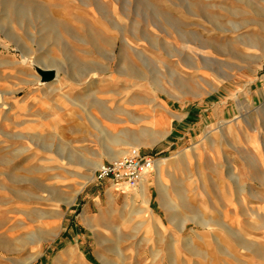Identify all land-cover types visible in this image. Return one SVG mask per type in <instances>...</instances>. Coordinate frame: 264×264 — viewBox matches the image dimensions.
I'll use <instances>...</instances> for the list:
<instances>
[{
	"label": "rangeland",
	"instance_id": "1",
	"mask_svg": "<svg viewBox=\"0 0 264 264\" xmlns=\"http://www.w3.org/2000/svg\"><path fill=\"white\" fill-rule=\"evenodd\" d=\"M0 91V264H264V0H0Z\"/></svg>",
	"mask_w": 264,
	"mask_h": 264
},
{
	"label": "built area",
	"instance_id": "2",
	"mask_svg": "<svg viewBox=\"0 0 264 264\" xmlns=\"http://www.w3.org/2000/svg\"><path fill=\"white\" fill-rule=\"evenodd\" d=\"M154 163L155 160L151 155H144L139 149L132 148L127 155L110 163H102L94 173L95 180H111L127 188H135Z\"/></svg>",
	"mask_w": 264,
	"mask_h": 264
},
{
	"label": "bare ground",
	"instance_id": "3",
	"mask_svg": "<svg viewBox=\"0 0 264 264\" xmlns=\"http://www.w3.org/2000/svg\"><path fill=\"white\" fill-rule=\"evenodd\" d=\"M118 25V27H119V23L117 24ZM40 69H42V68H40ZM42 70H47V69H42ZM85 75V74H84ZM58 75H57V72H55L54 73V78L53 79H56V77H57ZM41 78V77H40ZM43 79V78H42ZM46 79V81H49V80H47V78H45ZM53 79H50V80H53ZM59 80V79H58ZM79 81H81V79H78ZM90 83L92 82L91 80L89 81ZM90 83H87V84H89L90 85ZM92 84V83H91ZM3 93L4 92H1L0 91V105H3V104H5L6 103V98H4L2 95H3ZM2 94V95H1ZM132 148H137V149H139V145L138 144H134V146H132ZM125 153V150L124 151H121L120 152V154L118 155V156H116L115 158H118L119 159V156H122L123 154ZM124 156V155H123ZM121 158V157H120ZM161 163H162V160H159L158 162H157V164H156V166L158 167H160L161 166ZM163 164V163H162ZM97 166H100V163H97ZM147 175H145V177H146ZM94 177V175L93 176H91V177H87V179H89V178H93ZM144 177V180L142 181V186H141V191H142V194H146V190H147V186H148V176H147V178H145ZM84 184V183H83ZM114 190H116V189H112L111 191H114ZM134 191V190H133ZM130 193V192H129ZM128 196V195H127ZM114 197V196H113ZM219 220V219H218ZM83 263V262H82Z\"/></svg>",
	"mask_w": 264,
	"mask_h": 264
},
{
	"label": "water",
	"instance_id": "4",
	"mask_svg": "<svg viewBox=\"0 0 264 264\" xmlns=\"http://www.w3.org/2000/svg\"><path fill=\"white\" fill-rule=\"evenodd\" d=\"M39 72L42 75V78H43L42 81L46 82L45 78H47V80H50V79L54 78L55 71L52 70V69L42 70V69L39 68Z\"/></svg>",
	"mask_w": 264,
	"mask_h": 264
},
{
	"label": "crops",
	"instance_id": "5",
	"mask_svg": "<svg viewBox=\"0 0 264 264\" xmlns=\"http://www.w3.org/2000/svg\"><path fill=\"white\" fill-rule=\"evenodd\" d=\"M168 118H169V120H170V116H169V115H168ZM171 124H172V122H171V120H170V126H171ZM170 126H169V129H170ZM169 129H168V130H169ZM168 130H167V131H168ZM107 160H108V159H107ZM108 161H109V160H108ZM154 169H155V165H154V167H153V171H154ZM146 175H147V174H146ZM148 175H149V173H148ZM143 180H144V179H143ZM143 180H142V181H143ZM142 181H141L140 185H142ZM124 187H125V186H123L122 188H124ZM130 189H131V188H130ZM127 190H128V189H127Z\"/></svg>",
	"mask_w": 264,
	"mask_h": 264
}]
</instances>
